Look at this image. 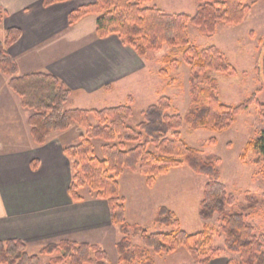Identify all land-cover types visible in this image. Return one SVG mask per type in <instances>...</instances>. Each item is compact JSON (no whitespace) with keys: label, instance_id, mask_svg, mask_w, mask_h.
Returning a JSON list of instances; mask_svg holds the SVG:
<instances>
[{"label":"trees","instance_id":"obj_1","mask_svg":"<svg viewBox=\"0 0 264 264\" xmlns=\"http://www.w3.org/2000/svg\"><path fill=\"white\" fill-rule=\"evenodd\" d=\"M58 1L66 0H43V4ZM149 1L95 0L72 9L68 21L73 24L86 14H97L95 33L98 37L116 34L140 56L163 46L178 50L190 69L192 99L183 116L171 111V99L165 95L142 111L143 119L134 127L127 123L133 115L131 95L124 104L101 109L65 108L71 91L57 77L44 72L16 74L17 63L7 48L19 38L21 31L18 27H9L4 40H0V71L9 76L8 85L20 97L21 105L32 110L28 122L36 144H43L53 131L66 130L73 123L85 129L78 143L64 147V153L73 159L68 190L72 199L78 201L82 198L79 189L87 185L96 197L107 201L111 222L122 234L116 242L119 263L153 264L150 251L168 254L179 246H184L198 264H210L212 257L217 256L219 249L210 245L212 228L204 227L201 231L188 233L181 229L175 212L164 205L157 208L153 224L172 227L171 230L150 232L139 224H129L125 219L117 179L125 169L144 175L147 185L152 186L159 175L187 164L194 171L208 176L199 217L207 220L215 213L223 216L225 248L240 257V261L229 259L227 264H259L264 253V234L256 233L255 227L246 222L244 211L257 204L261 195L245 191L247 203L239 204L235 209L232 194L219 180V171L215 167L219 158L209 156V159H203L180 132L184 123L193 130L223 131L233 124L240 112L257 102L255 93L235 105L221 102L217 80L206 72L213 69L230 75L237 70L217 46L199 48L191 43L188 33V24L192 23L203 35L211 36L215 34L219 21L240 23L250 6L245 0H196L197 10L194 15H189L146 6ZM2 19L0 11V22ZM162 61L165 66L158 71L161 77H167L170 70L179 66V60L172 55H165ZM105 89L110 90V86ZM259 108L264 116V104L259 103ZM90 115L98 120V124L91 123ZM93 137L105 141L101 158L94 155ZM248 152L254 154L255 163L264 165V130L258 138L247 143L241 157ZM227 205H231L229 210ZM136 236L140 237V245L131 242ZM26 249V243L19 238L0 239V264H40L39 255L29 254ZM40 252L55 254L49 264H107L108 260L106 251L99 244L68 239L49 243Z\"/></svg>","mask_w":264,"mask_h":264},{"label":"crops","instance_id":"obj_2","mask_svg":"<svg viewBox=\"0 0 264 264\" xmlns=\"http://www.w3.org/2000/svg\"><path fill=\"white\" fill-rule=\"evenodd\" d=\"M93 1L44 5L43 0H0L1 23H6L0 40L9 27L21 31L7 48L17 63L16 74L44 72L57 77L71 91L65 108H97V97L148 73L144 70L148 55L140 56L116 34L96 35L97 14L69 23L72 9ZM8 79L0 71V239L19 238L27 249L30 245L42 249L62 239L100 245L105 227H113L107 201L93 191L84 197L81 188L82 198L74 201L68 190L73 159L64 153V147L78 143L85 129L73 123L66 130L53 131L43 144H36L28 122L32 110L21 105ZM107 85L110 90H105ZM129 95L133 104L135 94ZM126 171L118 177L124 202L122 184L143 182L136 172ZM155 187L156 182L149 189ZM117 240L114 238V243Z\"/></svg>","mask_w":264,"mask_h":264},{"label":"rangeland","instance_id":"obj_3","mask_svg":"<svg viewBox=\"0 0 264 264\" xmlns=\"http://www.w3.org/2000/svg\"><path fill=\"white\" fill-rule=\"evenodd\" d=\"M245 3L250 6V9L240 23L219 21L215 34L211 36L203 35L197 26L189 23L188 33L191 43L199 48L217 46L237 70L235 74L230 75L213 69L207 70L206 74L217 80L218 96L221 102L235 105L247 99L252 93L256 94L257 102H253L240 112L233 124L223 131L217 132L205 128L193 130L184 123L180 132L181 137L191 147L197 149L203 159H209V156L219 158L215 162V167L219 171V180L225 185L226 191L232 194L235 209H238L239 204L247 203L244 197L245 191L261 195L259 202L247 208L244 215L246 222L255 227L256 233L264 234V199H262L264 165L254 162L255 156L252 152H248L244 158L241 157L247 143L258 138L264 130V116L261 115L259 108V103L264 104V0H245ZM145 5L157 6L167 13L194 15L197 10L196 0H151ZM5 24L0 22V37L5 34ZM177 51L168 46L150 51L147 54L148 62L144 69L148 73L143 72L132 82L118 86L114 92L97 97L96 109L126 103L127 95L134 93L133 115L127 121L134 127L143 119L142 111L150 104L156 103L160 96L165 95L171 99L173 107L171 111H176L183 116L190 107L192 99L190 69L182 54ZM165 55L176 57L179 60V66L177 69L170 70L167 77H161L158 71L165 66L162 61ZM90 121L93 125L98 124V120L93 115H90ZM91 141L94 155L101 158L102 145L105 141L99 137H93ZM125 170L129 172V169ZM132 172H136L139 178H143V182L122 184L121 193L126 197L125 202L123 198L125 219L129 224H139L150 232L173 229L153 224L156 208L164 205L175 212L181 229L188 233L201 231L204 227L212 228L213 236L210 245L218 248L219 253L212 257L210 264H227L229 259L240 261L238 253L229 252L225 248L222 233L223 216L215 213L207 220L199 217L200 202L208 181L207 175L198 173L187 164H183L159 175L156 178L157 181L155 180V189H149L155 183L148 186L144 175L137 171ZM90 191L87 185L80 189L84 197L89 195ZM230 208L231 205H227L226 209ZM112 226L105 227L99 243L108 255L107 264H125L118 262L116 243H114V238L119 240L122 234L117 225L112 224ZM131 242L140 245V237H133ZM40 247L30 245L27 251L30 254H38L40 264H49L55 254H42ZM150 255L154 261L153 264H198L184 246H179L168 254H156L150 251ZM259 264H264V253L259 259Z\"/></svg>","mask_w":264,"mask_h":264}]
</instances>
